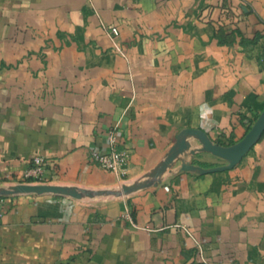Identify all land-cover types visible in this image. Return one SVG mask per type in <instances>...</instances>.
Wrapping results in <instances>:
<instances>
[{
	"label": "crops",
	"instance_id": "obj_1",
	"mask_svg": "<svg viewBox=\"0 0 264 264\" xmlns=\"http://www.w3.org/2000/svg\"><path fill=\"white\" fill-rule=\"evenodd\" d=\"M263 107L264 0H0V185L33 156L45 183L146 184L0 197V264H199L194 240L209 264H264V130L223 170L183 133L230 145ZM110 129L121 178L87 158Z\"/></svg>",
	"mask_w": 264,
	"mask_h": 264
},
{
	"label": "water",
	"instance_id": "obj_2",
	"mask_svg": "<svg viewBox=\"0 0 264 264\" xmlns=\"http://www.w3.org/2000/svg\"><path fill=\"white\" fill-rule=\"evenodd\" d=\"M264 130V107L261 112L249 126L244 135L235 143L230 145L222 146L219 144L212 143L205 135L202 130L199 129H185L183 133L195 135L202 144L203 150L209 152L215 157H218L224 160L226 163L221 166L211 168V170H223L232 167L244 156V154L249 150L252 144L260 136ZM186 147V144L183 140H179L176 143V146L171 148L166 158L161 163L158 170L152 174V179L149 183L156 184L157 176L160 171L168 165L176 155L177 152L181 151ZM182 170L192 169L190 164H182ZM200 172L206 171L205 169L198 168ZM146 184H140L139 186H144ZM137 186L133 185H121L118 190H96L91 191L83 188H75L70 186H62L58 184H48V183H39V184H28V183H15L7 187H0V197L2 196H11L19 194H30V195H60L70 198H80L83 196L90 197L92 194H110V195H121L126 194L134 190Z\"/></svg>",
	"mask_w": 264,
	"mask_h": 264
},
{
	"label": "built area",
	"instance_id": "obj_3",
	"mask_svg": "<svg viewBox=\"0 0 264 264\" xmlns=\"http://www.w3.org/2000/svg\"><path fill=\"white\" fill-rule=\"evenodd\" d=\"M107 35L110 38L113 50L123 56V52L119 48V45L115 41L117 35V28L115 26L104 27ZM105 141L107 144L106 150L90 149L87 155L89 161L101 169L111 172L116 177L121 178L125 174L126 164L128 161V152L124 148H120L116 145V132L114 129L107 131L105 135ZM45 160L41 156H33L28 161V167L25 168L20 176V179L16 183H28V184H39L45 183L43 181ZM166 191L167 186H162ZM124 217L130 220L128 208L124 209ZM194 249L199 264H209L202 255L200 243L194 240Z\"/></svg>",
	"mask_w": 264,
	"mask_h": 264
},
{
	"label": "rangeland",
	"instance_id": "obj_4",
	"mask_svg": "<svg viewBox=\"0 0 264 264\" xmlns=\"http://www.w3.org/2000/svg\"><path fill=\"white\" fill-rule=\"evenodd\" d=\"M12 184H15V183H9V184H3V185H0V187H7V186H10ZM48 184H51V183H48ZM104 190H118V186H115L111 189H105L103 188ZM87 190H90V189H87ZM96 190H102V188H98V189H91V191H96ZM30 195V194H29ZM43 196H60V195H51V194H43ZM106 196H110V194H92L90 197H87V196H83L81 197V199H84V200H97V199H100V198H103V197H106Z\"/></svg>",
	"mask_w": 264,
	"mask_h": 264
},
{
	"label": "trees",
	"instance_id": "obj_5",
	"mask_svg": "<svg viewBox=\"0 0 264 264\" xmlns=\"http://www.w3.org/2000/svg\"><path fill=\"white\" fill-rule=\"evenodd\" d=\"M199 165H201V166H206V164L205 163H202V162H197Z\"/></svg>",
	"mask_w": 264,
	"mask_h": 264
}]
</instances>
